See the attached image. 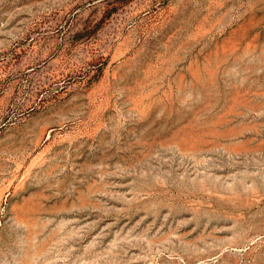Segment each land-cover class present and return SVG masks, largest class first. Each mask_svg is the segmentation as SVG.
<instances>
[{
    "label": "rangeland",
    "instance_id": "obj_1",
    "mask_svg": "<svg viewBox=\"0 0 264 264\" xmlns=\"http://www.w3.org/2000/svg\"><path fill=\"white\" fill-rule=\"evenodd\" d=\"M0 264H264V0H0Z\"/></svg>",
    "mask_w": 264,
    "mask_h": 264
}]
</instances>
